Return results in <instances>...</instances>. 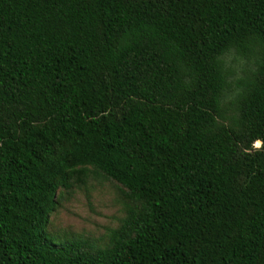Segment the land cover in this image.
<instances>
[{
    "label": "trees",
    "instance_id": "trees-1",
    "mask_svg": "<svg viewBox=\"0 0 264 264\" xmlns=\"http://www.w3.org/2000/svg\"><path fill=\"white\" fill-rule=\"evenodd\" d=\"M89 178L106 244L48 238ZM0 264H264V0H0Z\"/></svg>",
    "mask_w": 264,
    "mask_h": 264
},
{
    "label": "rangeland",
    "instance_id": "rangeland-1",
    "mask_svg": "<svg viewBox=\"0 0 264 264\" xmlns=\"http://www.w3.org/2000/svg\"><path fill=\"white\" fill-rule=\"evenodd\" d=\"M227 63L233 70L235 85L255 67L253 60L233 52L227 56ZM116 187L113 183L89 178L81 187L65 192L43 228L46 236L55 242L67 237L84 238L97 246L106 244L108 230L116 227L124 215Z\"/></svg>",
    "mask_w": 264,
    "mask_h": 264
},
{
    "label": "water",
    "instance_id": "water-1",
    "mask_svg": "<svg viewBox=\"0 0 264 264\" xmlns=\"http://www.w3.org/2000/svg\"><path fill=\"white\" fill-rule=\"evenodd\" d=\"M260 142V141H259Z\"/></svg>",
    "mask_w": 264,
    "mask_h": 264
}]
</instances>
